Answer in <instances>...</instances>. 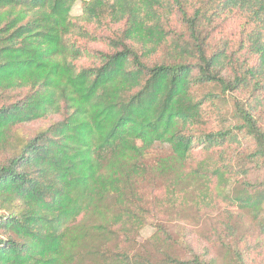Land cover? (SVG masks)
<instances>
[{
	"label": "trees",
	"instance_id": "trees-1",
	"mask_svg": "<svg viewBox=\"0 0 264 264\" xmlns=\"http://www.w3.org/2000/svg\"><path fill=\"white\" fill-rule=\"evenodd\" d=\"M0 264H264V0H0Z\"/></svg>",
	"mask_w": 264,
	"mask_h": 264
},
{
	"label": "rangeland",
	"instance_id": "rangeland-1",
	"mask_svg": "<svg viewBox=\"0 0 264 264\" xmlns=\"http://www.w3.org/2000/svg\"><path fill=\"white\" fill-rule=\"evenodd\" d=\"M79 14H80V5L77 4L76 7L74 8L73 12H72V15L78 16ZM46 124H47V122H44V121L43 122H35L32 124H29L28 126L23 127L21 129V132H23L25 135L28 134V135L32 136L39 128L43 127ZM162 156H163V151L160 150L159 148L150 150V152H149V158L151 159V161L153 159H156V158L162 157ZM234 211L235 210H233V212ZM161 223L168 228L170 233H173L175 235L184 234L185 238H187L189 241L191 239V237L189 236V231L193 227H197V226L188 225V223H186V222L176 221L173 217H168V218H166V220H164ZM202 225H203V222H200L198 224L199 227H201ZM152 232H153V229L151 227H147L140 234L141 236L139 237V241L142 242L143 239L150 236L152 234Z\"/></svg>",
	"mask_w": 264,
	"mask_h": 264
}]
</instances>
